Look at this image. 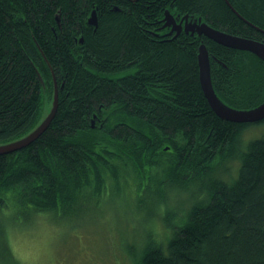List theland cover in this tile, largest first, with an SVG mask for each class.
<instances>
[{
	"label": "trees",
	"instance_id": "obj_1",
	"mask_svg": "<svg viewBox=\"0 0 264 264\" xmlns=\"http://www.w3.org/2000/svg\"><path fill=\"white\" fill-rule=\"evenodd\" d=\"M166 9L264 42V0H0V143L34 128L54 79L58 87L47 128L0 154V219L21 231L43 214L64 233L114 209L113 200L105 205L114 193L125 199V225L137 217L125 228L135 232L167 186L192 175L206 199L186 218L169 210L172 238L147 248L139 264H264V119L238 123L213 111L198 46L208 51L215 92L235 108L264 100V61L195 32L167 34ZM246 129L259 135L235 180L215 181L216 161L237 151ZM0 264L20 262L0 249Z\"/></svg>",
	"mask_w": 264,
	"mask_h": 264
},
{
	"label": "rangeland",
	"instance_id": "obj_2",
	"mask_svg": "<svg viewBox=\"0 0 264 264\" xmlns=\"http://www.w3.org/2000/svg\"><path fill=\"white\" fill-rule=\"evenodd\" d=\"M107 195L108 190L105 197ZM108 199L105 205L109 206L113 200L115 211L104 208L103 213L91 221H85V216L81 222L75 219L80 223L63 229L64 233L56 221L43 214L36 216L33 225L21 231L1 217L0 249L5 250L7 258L19 260L20 264H107L114 240L125 238L129 234L125 228L131 230L130 225L137 223V217L129 216L131 222L125 225L126 219L121 212L124 198L113 193ZM135 213L141 219L144 211Z\"/></svg>",
	"mask_w": 264,
	"mask_h": 264
},
{
	"label": "clouds",
	"instance_id": "obj_3",
	"mask_svg": "<svg viewBox=\"0 0 264 264\" xmlns=\"http://www.w3.org/2000/svg\"><path fill=\"white\" fill-rule=\"evenodd\" d=\"M259 133L243 130L238 138L237 151L230 157L216 161L212 179L225 185H231L236 178L243 155L248 151L249 144ZM208 195L201 178L190 175L184 184L172 183L167 186L166 198L157 200L151 215L142 218L135 232H130L123 239H116L111 248L107 264H139V258L147 248H165L173 236L175 218L185 217L191 209ZM169 210L176 214L174 219L168 216ZM143 215V214H142ZM128 245L134 253L128 251Z\"/></svg>",
	"mask_w": 264,
	"mask_h": 264
},
{
	"label": "water",
	"instance_id": "obj_4",
	"mask_svg": "<svg viewBox=\"0 0 264 264\" xmlns=\"http://www.w3.org/2000/svg\"><path fill=\"white\" fill-rule=\"evenodd\" d=\"M188 18H190V20H188ZM169 19L172 20L173 24L169 23ZM183 19V24L181 21L176 23L173 14L166 9L162 18V27H168L170 24H172L167 34H171L173 31H175L174 36H176L181 31L190 34L195 32L198 36H206L207 38L212 39L213 41L224 46L250 51L264 61V42L253 38L231 34L224 30L214 28L203 21L200 16L194 17L184 15ZM88 23L96 26L97 19L95 10H92L88 18ZM197 63L199 83L203 94L210 107L221 119L238 123L254 122L264 119V100L254 107L235 108L226 104L218 97L212 85L209 54L203 42H200L198 46ZM49 102L48 110L45 111L43 117L34 128L17 139L0 143V154H7L27 146L38 136H40V134L47 128L55 115L58 105V87L55 79L52 98Z\"/></svg>",
	"mask_w": 264,
	"mask_h": 264
},
{
	"label": "flooded vegetation",
	"instance_id": "obj_5",
	"mask_svg": "<svg viewBox=\"0 0 264 264\" xmlns=\"http://www.w3.org/2000/svg\"><path fill=\"white\" fill-rule=\"evenodd\" d=\"M170 12H172V11H170ZM172 14H173V16L175 18V22L176 23H179L181 21L182 24L184 23V19H183V16L184 15L192 16V15H188V13L187 14L186 13H184V14H175V13L172 12ZM188 20H190V18H188ZM160 22H161V24H163V21L162 20H160ZM169 23H172V20L171 19H169ZM172 24H170V26H168V27L166 26L167 32L170 30ZM181 32H183V31H181ZM174 33H175V31H173L171 34H174Z\"/></svg>",
	"mask_w": 264,
	"mask_h": 264
},
{
	"label": "bare ground",
	"instance_id": "obj_6",
	"mask_svg": "<svg viewBox=\"0 0 264 264\" xmlns=\"http://www.w3.org/2000/svg\"><path fill=\"white\" fill-rule=\"evenodd\" d=\"M203 36V35H202ZM175 37V36H174ZM195 37V36H194ZM197 37H198V35H197ZM199 38V37H198ZM201 39V38H200ZM250 52V51H249ZM252 53V52H251ZM259 58V57H258ZM211 63V62H210Z\"/></svg>",
	"mask_w": 264,
	"mask_h": 264
}]
</instances>
